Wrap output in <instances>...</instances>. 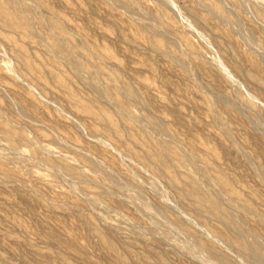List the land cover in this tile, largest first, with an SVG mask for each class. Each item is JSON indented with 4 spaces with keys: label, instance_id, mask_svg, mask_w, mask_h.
I'll use <instances>...</instances> for the list:
<instances>
[{
    "label": "rangeland",
    "instance_id": "374dc122",
    "mask_svg": "<svg viewBox=\"0 0 264 264\" xmlns=\"http://www.w3.org/2000/svg\"><path fill=\"white\" fill-rule=\"evenodd\" d=\"M212 1L226 17L196 0H14L26 28L0 21V264H222L211 249L258 261L143 164L169 148L197 182L225 179L240 240L264 243V0Z\"/></svg>",
    "mask_w": 264,
    "mask_h": 264
},
{
    "label": "bare ground",
    "instance_id": "6f19581e",
    "mask_svg": "<svg viewBox=\"0 0 264 264\" xmlns=\"http://www.w3.org/2000/svg\"><path fill=\"white\" fill-rule=\"evenodd\" d=\"M167 1V0H166ZM200 5H202L204 8H205V11L206 9L211 12L212 14L218 16V17H226L227 16V12L225 10H222L218 3L216 2H213L212 0H196ZM147 2V1H146ZM123 5L132 13H138L137 9H135L132 5H130L129 3L127 2H122ZM34 5V4H33ZM248 6V5H247ZM126 9V10H127ZM201 9V8H200ZM124 10V9H123ZM203 10V9H202ZM24 11V10H23ZM128 11V12H129ZM185 13L188 12V11H184ZM198 12V11H197ZM22 13V12H21ZM23 14V13H22ZM28 14V13H27ZM130 14V13H129ZM147 16V15H146ZM41 18V17H40ZM137 18V17H136ZM194 18V17H193ZM42 19V18H41ZM0 21L3 23V24H6V25H9V26H12V27H16V26H23L26 28V23L25 21L23 20V18H21L17 12H16V8H15V5H14V0H7L6 1V4L3 5L0 3ZM147 21V20H146ZM141 22V21H140ZM198 23L200 24V22L198 21ZM46 24V23H44ZM231 24L233 26L234 29L236 30H240L242 28V24H241V21L239 19H232L231 20ZM41 26L43 24H40ZM150 27V26H149ZM201 27V25L199 26ZM206 27V26H205ZM155 28V27H154ZM162 28V27H161ZM34 30V29H33ZM252 31V29H251ZM34 33V32H33ZM146 33V32H145ZM245 34V33H244ZM57 35L59 36V33H57ZM145 36V35H144ZM151 38V37H150ZM176 38V37H175ZM58 39V38H57ZM82 39V38H81ZM177 39V38H176ZM149 40V39H148ZM178 40V39H177ZM32 41V40H31ZM61 41V40H60ZM179 42V41H177ZM27 43V42H26ZM149 42H147L148 44ZM154 43V42H153ZM168 43V42H167ZM173 43V42H172ZM28 44V43H27ZM62 44V43H61ZM155 44V43H154ZM180 45V43H179ZM61 47V46H60ZM182 48V46H180ZM164 49V48H163ZM58 52L60 53V55H64L65 52L62 48H57ZM181 51V50H180ZM258 51V50H257ZM57 52V53H58ZM179 53V52H178ZM181 53V52H180ZM185 53V52H184ZM112 54V53H111ZM182 54V53H181ZM177 55V54H176ZM186 55V54H185ZM172 56V55H171ZM173 59V58H172ZM186 59V58H185ZM194 64V63H193ZM191 64L192 66L196 65V64ZM198 64V63H197ZM112 65V63H111ZM180 67L182 69V71L185 73V75L188 77L189 76V70H188V67L187 65L185 64H180ZM197 71H198V68L197 66H195ZM200 67V66H198ZM190 69V68H189ZM193 69V68H192ZM243 70V69H242ZM194 71V70H192ZM196 70L194 72H197ZM193 72V74H194ZM200 72V70H199ZM197 72V74L199 73ZM243 72V71H242ZM182 74V73H181ZM23 76V75H22ZM192 76H195V75H192ZM244 76V75H243ZM20 78V77H19ZM246 78V77H245ZM22 79V78H21ZM20 79V80H21ZM193 79V78H192ZM195 79V78H194ZM23 82V81H22ZM94 85V84H93ZM2 88V87H1ZM95 88V87H94ZM100 92V91H99ZM125 92V91H124ZM260 92V91H258ZM108 96H110V93H107L105 92ZM127 93V92H126ZM261 93V92H260ZM261 96V95H260ZM219 97V96H218ZM217 98V97H216ZM223 99V98H222ZM137 100V99H136ZM218 100V98H217ZM225 103V102H224ZM236 104V103H235ZM234 104V106H231V105H227L226 104H222V108L224 111H229L231 110L232 108L236 107ZM118 107V106H117ZM237 107H241L237 104ZM242 108V107H241ZM240 108V109H241ZM238 109V110H240ZM237 110V109H236ZM128 112V111H127ZM249 115V114H248ZM250 116V115H249ZM77 117V116H76ZM248 117V116H245V118ZM71 118V117H70ZM73 119V118H72ZM75 120V119H74ZM103 120L104 122L111 128L114 127V123L112 121V119L107 116V115H104L103 116ZM137 120H140V119H137ZM247 120V119H246ZM141 121V120H140ZM147 121V120H146ZM166 121V120H165ZM250 121H252V123H258L260 122L259 121V117L257 116V114H252L251 115V118H250ZM151 122V121H150ZM248 122V120L246 121ZM147 123V122H146ZM149 123V122H148ZM249 123V122H248ZM123 124V123H122ZM156 126L164 133H169V134H172L169 129L165 126V122L164 120H159V121H156L155 122ZM149 125V124H148ZM225 126V125H224ZM153 127V126H152ZM156 127V129H157ZM227 127V126H225ZM153 129V128H152ZM159 132V131H158ZM213 135V134H212ZM92 136H95V135H92ZM101 138V137H100ZM65 140V139H64ZM103 142V141H102ZM1 145V144H0ZM180 145V144H179ZM178 146V145H177ZM198 147V146H197ZM42 148V147H41ZM200 148V147H199ZM14 150V149H13ZM186 150V148H185ZM202 150V149H201ZM43 151V150H42ZM47 151V150H46ZM50 151V150H49ZM186 152V151H185ZM208 152V151H207ZM127 154H130L132 156L133 153H131L130 151H127L126 152ZM125 154V153H124ZM126 154V155H127ZM20 155V154H19ZM180 155H183V154H180ZM189 155V154H187ZM191 155V153H190ZM194 158H193V157ZM191 158L193 160H196L198 164H200L201 166V169H203V173L204 171H206V173L210 170L211 167H209V165H207V163L201 158L199 157L198 155L196 154H192ZM146 157L148 159V161L144 162L143 164L144 165H147L149 166L155 173H157L160 177H164V180L165 178L167 179V184L176 189V193H177V198L180 197H186V198H189V200L194 204L193 206H195L196 209L198 210H206L213 218H215L216 220H218V222L220 221L222 225H224V229H225V232H226V239L229 240L231 242L232 245L235 246V249L240 253H237L236 251V254L239 256L242 254V256L246 255V256H250L252 255L251 257L249 258H252L253 256V260H258L256 263L257 264H264V246L260 243V241H262V237H255L256 238H260L262 240L258 241V239H255L253 238L252 242L248 243V244H245L243 243L241 240H240V237H242V235L246 232V230L248 229H245L246 227L244 226V224H242L241 222L237 221L234 216L227 210H225L222 206V204L220 202H223V204L225 205V201L227 200H230V201H236L238 202L240 200L239 197L237 196H234L231 194V191H230V187H229V184L228 182L225 180V179H220L218 178L216 175H210V177H207L208 174H206V178H204V180L199 183L195 180V178L193 177V171L190 169L189 167V163L187 160H185V156H184V159L182 158V156L180 157L179 155H177L173 150L169 149V148H165L164 150H160V151H155L154 153H150V152H146ZM171 158H174L177 160V163L174 164V163H171L170 162V159ZM189 158V157H188ZM189 159V160H192V159ZM132 160V159H131ZM192 160V162H194ZM36 161V160H35ZM195 161V163H196ZM43 162V161H42ZM90 162V161H89ZM141 162V161H140ZM42 164V163H41ZM47 164V163H46ZM45 164V165H46ZM91 164L93 166H96V163H93L91 162ZM198 164H195L196 168H197V165ZM193 165V164H192ZM199 166V167H200ZM128 167V166H127ZM198 167V168H199ZM148 168V167H147ZM255 170V169H254ZM54 171V170H53ZM196 171V170H195ZM199 171V170H197ZM175 172H178L180 174H183L184 175V178H182L181 180L177 181L178 178L176 177L175 175ZM200 172V171H199ZM59 173V172H57ZM61 173V172H60ZM71 174H76L74 171H70ZM197 173V172H196ZM256 173V171H255ZM199 174V173H198ZM197 174V175H198ZM212 174V173H211ZM157 175V176H158ZM204 175V174H203ZM205 176V175H204ZM154 178V177H153ZM156 179V178H155ZM13 180V179H12ZM72 182V181H71ZM169 187V188H170ZM125 189V188H124ZM219 191H222L223 193H225L226 195V200L222 201V199L220 200V198H217V192L219 194ZM93 192V191H92ZM130 193V192H129ZM222 194V193H221ZM220 194V195H221ZM224 196V194L222 195ZM222 198V197H221ZM95 199V198H93ZM220 201H219V200ZM225 199V198H224ZM150 200V199H149ZM188 200V199H187ZM95 201H98V200H95ZM147 201V200H146ZM189 203V201H188ZM230 206V202L228 203ZM156 205V204H155ZM192 206V207H193ZM226 206V205H225ZM147 207V206H146ZM152 207L154 208L153 204H152ZM155 212H161L158 208V206H155ZM233 208V205L231 206ZM235 207V206H234ZM152 208V209H153ZM158 208V210H157ZM190 208V207H189ZM228 208V207H226ZM231 208V209H232ZM236 208V207H235ZM245 208H247L248 210H251L250 207H248L247 205H245ZM150 209V208H149ZM194 209V208H193ZM230 209V208H228ZM64 210V209H63ZM162 210V208H161ZM152 212V211H151ZM163 212V211H162ZM161 212V213H162ZM199 213V211H197ZM250 212V211H249ZM234 214V213H233ZM258 216V215H257ZM200 217V215H199ZM203 217V215H202ZM237 218V217H236ZM184 219V218H183ZM150 222V221H149ZM196 224V223H194ZM129 225V224H128ZM168 226V225H167ZM160 229V228H159ZM162 230V232L164 231V229H160ZM180 231V230H179ZM157 233V232H156ZM219 233V232H218ZM172 234V233H171ZM190 234V233H189ZM194 234V233H193ZM191 235V234H190ZM254 235V234H253ZM139 236V235H138ZM137 236V237H138ZM164 236H167V235H164ZM196 236V239L199 238V235H195ZM178 237V236H177ZM193 237V236H192ZM201 237V236H200ZM211 237V236H210ZM264 238V237H263ZM175 239V237H174ZM161 240V239H160ZM163 240V239H162ZM176 240V239H175ZM220 240V239H219ZM218 240V241H219ZM226 240V241H227ZM177 241H179V239H177ZM199 241V240H198ZM197 241V242H198ZM215 241V240H214ZM222 241V240H220ZM226 241H224L226 243ZM223 242V243H224ZM180 242H175V245L176 246H181L179 244ZM199 243V242H198ZM201 243V242H200ZM229 243V242H228ZM263 243V241H262ZM185 244H189V243H186ZM264 244V243H263ZM191 245V244H190ZM225 245V244H224ZM187 246V245H186ZM208 246V245H207ZM190 247V246H188ZM199 247V246H198ZM183 248V247H182ZM187 248V247H186ZM186 248H183L186 250ZM193 250H195V247L193 246ZM216 248V247H215ZM234 248V247H233ZM234 249V250H235ZM177 250V249H176ZM190 248L187 250L188 253H191L189 252ZM200 250V249H199ZM203 250V249H202ZM201 250V251H202ZM192 251V250H190ZM219 251H221L219 249ZM200 252V251H199ZM210 252V256H212L213 258H215L218 262L222 263V264H236V262L234 263L233 261H236V260H233L234 258H231V256L227 255V254H222V253H225L224 251L221 253L218 252V249L217 251L216 250H209ZM196 254V253H195ZM231 254L233 255V253L231 252ZM199 256V254H197ZM235 255V254H234ZM236 256V255H235ZM208 257V256H207ZM245 257V256H244ZM246 257V258H248ZM209 259H211L209 257ZM233 261H232V260ZM250 260V261H253V260ZM211 261V260H210ZM215 261V260H214ZM213 261V263H214ZM216 261V262H217ZM240 262V261H239ZM238 262V263H239ZM211 263V262H210ZM237 263V264H238ZM254 263V261H253ZM255 263V264H256ZM216 264H219V263H216Z\"/></svg>",
    "mask_w": 264,
    "mask_h": 264
}]
</instances>
